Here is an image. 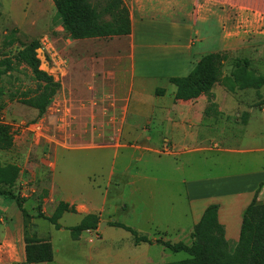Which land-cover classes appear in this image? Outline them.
<instances>
[{
    "label": "rangeland",
    "instance_id": "374dc122",
    "mask_svg": "<svg viewBox=\"0 0 264 264\" xmlns=\"http://www.w3.org/2000/svg\"><path fill=\"white\" fill-rule=\"evenodd\" d=\"M90 2L103 7L106 0ZM0 14V60L3 53L9 51L2 50L4 38L16 29V37L20 41L10 49L11 54L32 41H38L40 48L36 55L40 62L39 70L60 84V89L45 115L38 118L35 110L20 103L22 93L35 89L30 73L20 67L2 77L4 96L0 99V106L3 104L0 123L10 128L13 147L7 152H0V164H14L20 169L14 191L25 200L23 207L29 218H23L14 203L0 199V264H25V260H18V248L24 245L23 239L26 236L45 239L51 243L53 261L50 264H118L117 260L123 257H130V262L133 259L136 264L186 260L185 253L174 254L160 245L139 243L134 246L130 233L115 228L106 229L107 226H103L99 231L104 232L101 241L85 233L81 241L73 242L67 230L56 231L46 221L36 217L39 205L46 216H51L62 200L73 199L76 203H88L89 199L96 197L98 200H94H100L102 203L105 197V214L113 215L116 222L130 227L138 235L155 237L152 232H148L153 228L148 225L145 211L147 214H153L156 222L162 218L167 230L178 225L185 231L179 234L170 233L166 238L163 237V240L173 244H188L190 233L186 231L192 226L187 224L188 219L183 214L186 201L182 197L183 185L181 186L179 181L182 178H198L200 172H173L168 177L163 176L168 182L165 183L163 178V181H155L157 177L152 172L154 157L151 153L132 148L118 152L113 146L103 148V145L112 143L110 137L113 135L111 126L108 125L110 123L105 121L111 114V111L107 114L110 104V98L107 96L116 84L110 75L116 76V81H120L121 85L125 83L126 86L128 80L129 74L125 71L128 67L126 58L129 55L127 39L73 40L56 18L52 0H0ZM154 20L159 21L162 29L165 25L184 24L188 21L187 17L174 12L155 17ZM155 27L150 30H157ZM150 30L148 28V31ZM157 34L159 35L155 38H143L142 42L172 43L169 33ZM148 37L151 36L148 34ZM207 44H213V41ZM202 51L205 54L216 53L214 48ZM224 53L229 57L223 69L224 76L230 74L233 67L231 61L236 58L249 59V69L257 76H264V44L260 50ZM157 56H151L148 52L137 53L135 61L138 62L137 69L140 72L148 71L161 75L158 82L156 81L157 88L165 92L164 98L158 103L161 104L167 103L175 91L174 86L169 84L164 76L175 69L170 74L186 77V69L182 70L179 66L169 64V57H162L160 60ZM216 94L220 104L227 106L224 109L228 112L227 122L237 131L234 133L242 135L251 110L254 112L248 124L250 129H264V113L258 112V109L264 110V87L259 91L247 89L230 94L217 85L214 88V95ZM103 98L105 100H102ZM197 105L207 106L206 97L199 100ZM141 127L142 135L129 133L132 140L140 137L153 138L158 131L154 123L141 124ZM122 133L123 140L126 129H123ZM247 142H250L249 139L244 137L241 143L245 145ZM252 156L253 154L240 155L226 159L234 166L237 161L245 163ZM185 158L194 167H202V163L205 164L207 172L221 166L220 163H214V158L207 157L206 163L201 161L199 164L196 156ZM261 158L264 165V155ZM121 160L124 161V167L120 166ZM221 162L223 166L224 161ZM113 167L116 172L112 185L106 188L108 174L112 172ZM125 167L129 172L126 176H121L120 172ZM242 167L244 168V165ZM135 171L141 173L130 178ZM166 185L173 187L169 193L172 196L169 205H166L167 202L162 204L161 201L159 204L157 200H150L149 191L152 187L161 188ZM93 189L98 192H92ZM143 203L147 204L145 210ZM89 204L98 207L97 203ZM124 206L126 209H122ZM82 217L75 214L64 215L59 224L63 228L75 227ZM89 239L92 240L89 242ZM230 247L233 248L231 245Z\"/></svg>",
    "mask_w": 264,
    "mask_h": 264
},
{
    "label": "crops",
    "instance_id": "0c3cea01",
    "mask_svg": "<svg viewBox=\"0 0 264 264\" xmlns=\"http://www.w3.org/2000/svg\"><path fill=\"white\" fill-rule=\"evenodd\" d=\"M122 1L129 13L131 31L128 36L114 38L127 39L129 55L126 58L128 67L125 71L129 75L126 86L125 83L121 85L120 81L117 82L116 76L110 75L111 80L116 84L113 89H110L107 96V98H110L107 114L110 111L111 114L108 116V120L105 121L110 123L108 125L111 126L113 135L110 137L112 143L103 145V148L113 146L118 152L132 148L136 151L144 150L151 153L154 157L152 172L157 177L155 181L164 180L166 183L168 180L164 179L163 176L168 177L173 172H200L198 178L193 180L182 178L179 181L180 185H183L182 197L186 201L183 214L188 219L187 224L192 226L187 229L186 233H190L192 228L200 221L207 207L216 205L218 206V223L224 228L225 239L228 244L234 247L239 239L242 215L245 209L255 196L257 202L264 203V165L261 163V156L264 155V129L259 128L253 131L250 129L248 124L251 122V114L254 112L251 110L242 135L239 136L238 133H234L237 131L233 130L230 122H227L228 112L224 110L227 106L220 104L218 95H214V89L212 94L213 102L216 104L217 116H205L206 105L202 107L197 105V102L205 96H200L191 101H178L174 98V91L167 103L158 104L165 96V92L159 96L161 98L156 96V90L159 89L157 88V80L161 78V75L148 71L140 72L137 69L138 62L135 61V58L137 53L145 54V52H148L151 56L157 54V58L160 60L162 57H169V64L179 66L182 70L186 69L184 76H187L198 61L207 55L202 51L204 49L214 48L216 53H236L238 51L245 52L249 49H263L264 0ZM173 12L187 17L188 21L184 24L165 25L163 30L159 21L156 20L155 22L154 20L155 17ZM154 26H156L155 29H158L150 30ZM148 28L150 31H148ZM162 32L169 33V39L172 43L142 42L143 38H155L159 35L157 33ZM148 34L151 37H148ZM210 41H213V44H207ZM189 66L192 67L189 68ZM174 71L175 69L171 72ZM171 72L164 76L168 83L170 78H181L175 77L176 75L170 74ZM102 100H105V98ZM258 112L263 114L264 110L259 111L258 109ZM236 116L238 115L236 114ZM152 123L156 125L158 130L153 138L138 136L140 138L132 140L129 136V133L142 135L141 124L150 125ZM123 129H126V133L122 140ZM244 137H247L250 141L245 145L241 143ZM252 154L253 156L248 158L245 163L237 161L234 166L228 161L229 159H226L232 156ZM190 155L199 159L198 164L201 161L206 163V159L209 157L214 158V163H217V165L220 163L221 166H216L213 171L211 169V172H207L203 163L202 167L192 166L185 158ZM221 161H224L223 166ZM120 166H125L123 160H121ZM115 172L116 168L113 167L112 172L108 174L106 188L112 185ZM128 172L129 169L125 167L120 173L121 176H126ZM139 173L141 172L135 171L134 175L129 177L138 176ZM172 189L173 187L167 185L161 188L152 187L149 191L151 193L150 200H157L159 204H161V201L162 204L167 202L166 205H169L172 201V196L169 195ZM92 192L98 191L93 189ZM94 199L97 198L89 199L88 203H76L73 199L60 202L73 207L76 211L75 215L83 217L87 215L98 216L100 220L98 231L84 232L83 234L87 233L85 235L89 237L91 235L92 238L101 241L104 232L99 231L103 226H107L106 229L108 227L113 228L108 224L116 221L113 219V215L105 214L103 208L105 197L102 203L100 200L97 201V199L96 202ZM89 202L92 204L97 203L98 207L95 208ZM143 206L145 210L147 204L143 203ZM94 209L97 211H94ZM122 209H126V206ZM144 214L147 215L148 225L153 228L148 231L152 232L153 236L155 235V237L149 235L153 245H156L154 242L157 239L163 240V237L166 238L170 233L185 232L178 225L167 230L162 218L159 219V222H156L153 214H147L145 211ZM64 215H72V213ZM161 222H163V225ZM67 229L60 226L59 230H55L65 231ZM83 234L79 239L80 241L84 237ZM49 238L48 235L47 239ZM18 260L19 262L24 261V245L18 248ZM121 262H130V257L117 260L118 264ZM129 264L136 263L131 259Z\"/></svg>",
    "mask_w": 264,
    "mask_h": 264
},
{
    "label": "trees",
    "instance_id": "16d2710c",
    "mask_svg": "<svg viewBox=\"0 0 264 264\" xmlns=\"http://www.w3.org/2000/svg\"><path fill=\"white\" fill-rule=\"evenodd\" d=\"M56 18L73 40L110 39L128 36L131 31L129 13L122 0H106L105 4L93 5L90 0H52ZM1 17V14H0ZM14 29L2 42L3 53L0 60V99L4 96L2 77L20 67L26 69L35 83V89L21 94L20 103L37 112L42 118L53 98L60 89V84L51 76L39 70L40 62L36 51L40 48L38 41H32L11 54V48L20 40ZM229 57L225 53H212L203 56L186 77L170 78L168 81L175 88L174 98L178 101H191L200 96L207 98L204 114L217 116L216 104L213 102L212 90L215 86L223 87L228 93L252 89L259 91L264 87V76H257L249 69V59H234L232 71L223 75L225 63ZM163 90H156V96L163 95ZM3 104L0 106V111ZM13 147L10 128L0 123V152H7ZM20 169L14 164H0V199L14 203L25 219L29 214L24 209V199L14 191L18 182ZM76 213L73 207L59 202L51 216H46L37 207L36 217L46 221L56 230L64 214ZM218 206L206 208L200 221L190 232L188 244L171 243L157 239L154 243L171 253H185L187 259L173 263L161 264H264V203H259L256 196L242 215L239 239L233 248L225 239L224 228L218 223ZM100 220L96 215H87L80 223L68 228L71 240L79 241L84 232L98 229ZM110 227L128 232L133 237L134 246L139 243L152 245L153 241L146 235H138L134 230L120 223H109ZM25 264H48L53 261L50 242L35 237H24Z\"/></svg>",
    "mask_w": 264,
    "mask_h": 264
},
{
    "label": "water",
    "instance_id": "95a60500",
    "mask_svg": "<svg viewBox=\"0 0 264 264\" xmlns=\"http://www.w3.org/2000/svg\"><path fill=\"white\" fill-rule=\"evenodd\" d=\"M104 225V224H103ZM102 227V226H101Z\"/></svg>",
    "mask_w": 264,
    "mask_h": 264
}]
</instances>
